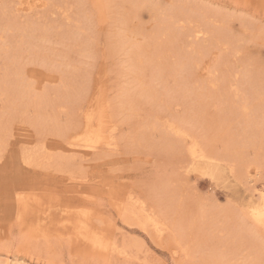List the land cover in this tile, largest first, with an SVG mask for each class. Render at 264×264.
Returning a JSON list of instances; mask_svg holds the SVG:
<instances>
[{
  "label": "rangeland",
  "instance_id": "rangeland-1",
  "mask_svg": "<svg viewBox=\"0 0 264 264\" xmlns=\"http://www.w3.org/2000/svg\"><path fill=\"white\" fill-rule=\"evenodd\" d=\"M26 1L0 0V264H264V229L250 218L264 191V81L246 115L233 96L242 73L264 78V0ZM170 6L192 22L161 23ZM129 28L150 51L139 72L156 90L132 107L120 101L140 85L118 37ZM198 59L208 72L189 63ZM180 68L194 92L202 87L197 111L178 92ZM172 117L209 157L190 161V141L162 129ZM86 131L100 136L97 150L68 153ZM134 200L161 219L160 232L124 222ZM77 222L107 248H91Z\"/></svg>",
  "mask_w": 264,
  "mask_h": 264
},
{
  "label": "bare ground",
  "instance_id": "bare-ground-1",
  "mask_svg": "<svg viewBox=\"0 0 264 264\" xmlns=\"http://www.w3.org/2000/svg\"><path fill=\"white\" fill-rule=\"evenodd\" d=\"M29 1V0H28ZM128 1V0H127ZM132 0H130V1H128L127 3H129L130 4V2H131ZM31 2V1H30ZM126 2V1H125ZM124 2V3H125ZM25 3H27V1L25 0ZM122 3V2H121ZM126 3V4H127ZM34 4V3H33ZM136 5H137V2L135 3ZM134 4V5H135ZM31 5H32V3H31ZM30 5V6H31ZM135 5V6H136ZM27 6H28V4H27ZM127 7V6H126ZM133 7V6H132ZM131 7V8H132ZM171 7V6H170ZM136 8V7H135ZM183 8V9H182ZM130 9V8H129ZM128 10V9H127ZM131 10V9H130ZM185 7H171V8H169V9H166V10H164L163 11V13H161V16H160V22L161 23H167V22H173L174 24L175 23H177L178 21H180V20H187V21H189V22H192V17L190 16L191 14H186L185 13ZM126 11V10H125ZM187 11V10H186ZM133 12H134V10H133ZM129 13V12H128ZM136 13V12H135ZM190 13V12H189ZM132 17H133V13H132V11H131V14H130ZM128 16H129V14H128ZM126 19H128V18H126ZM132 20V18L131 19H128V21H131ZM141 20V19H140ZM152 20V19H151ZM126 21V20H125ZM131 22H133V21H131ZM73 23V22H72ZM129 22H127V24H128ZM136 23V22H135ZM165 23V24H166ZM187 23V22H186ZM196 23V22H195ZM78 25V24H77ZM133 25H135V24H133ZM185 25V24H184ZM159 26V25H158ZM186 26V25H185ZM82 27V26H81ZM189 27H191V26H189ZM132 28V27H131ZM138 28V27H137ZM136 28V29H137ZM151 28V27H150ZM194 28V27H193ZM133 29V28H132ZM136 29H134V30H136ZM140 29V28H139ZM138 29V30H139ZM184 29V28H183ZM187 28H185V30H186ZM78 30V29H77ZM124 30H126L125 31V33L123 34V35H119L118 37H119V41H120V46L122 47V48H124V47H126L127 48V52H128V55L131 57V59H132V65H131V69H130V71H129V74H130V76H133L132 77V79H133V81L136 83V84H140L139 85V91L138 90H134V89H131V90H128V89H130V88H127V90H123V88H122V90L124 91V94H122V96H121V104H125L124 106H126V104H128L129 106H131L132 104H133V100L135 99L136 100V98H141V97H143V98H145V99H147V100H149L151 97H153L154 98V95H155V93H156V90H153L154 88L153 87H150V86H148L143 80H142V77L140 76V70L143 68V67H146V62H147V60L149 59H145V56L147 55V54H149V52H148V50H149V47H148V50H147V52L148 53H146V49L143 47V46H141V45H137V44H135L134 42L135 41H133V37H135L134 36V32H132V31H130V28L129 29H124ZM184 30V31H185ZM199 29H197V32H196V34H200L201 32L200 31H198ZM122 31V30H121ZM159 31V30H158ZM172 31H173V29H172ZM171 31V32H172ZM177 31H178V29H177ZM187 31V30H186ZM39 32H40V30H39ZM160 32V31H159ZM168 32V31H167ZM41 33H42V31H41ZM43 33H45V32H43ZM123 33V32H122ZM140 33H142L141 31H140ZM146 33V32H145ZM186 33V32H185ZM195 33V32H194ZM158 34V33H157ZM156 34V35H157ZM203 34H205V33H203ZM84 35V34H83ZM162 35V34H161ZM202 35V34H201ZM114 36V35H113ZM116 36V35H115ZM185 36H187V35H185ZM46 37V36H45ZM117 37V36H116ZM137 37V36H136ZM135 37V38H136ZM139 37V36H138ZM142 38V37H141ZM39 39V38H38ZM138 39V38H137ZM40 40H41V38H40ZM43 40V39H42ZM41 40V41H42ZM139 40H140V37H139ZM139 40H138V42H139ZM143 40H146V39H143ZM28 43H31V42H29V41H27ZM137 41H136V43H138ZM142 43V42H141ZM90 44V43H89ZM145 44V43H144ZM116 45V44H115ZM144 46H147L146 44L144 45ZM119 47V46H118ZM182 47H180V49H181ZM125 50V49H124ZM15 51V50H14ZM152 51V50H151ZM191 51V50H190ZM13 54V53H12ZM19 55V54H18ZM151 55V54H150ZM184 55V54H183ZM126 57V56H125ZM16 59H18V58H16ZM128 59H130V58H128ZM154 59V58H153ZM12 61H13V59H11ZM127 60V59H126ZM155 60V59H154ZM156 60H157V58H156ZM15 61V60H14ZM13 61V62H14ZM18 60H16V62H17ZM30 61V60H29ZM34 62H35V60H33ZM33 61H32V63H33ZM127 61H129V60H127ZM152 61V60H151ZM199 61V62H198ZM19 62V61H18ZM21 62V61H20ZM152 62H154V61H152ZM156 62V61H155ZM201 62H202V60H196V61H189V63H194V65H195V67L197 68V69H199L200 68V70L199 71H202V72H204V71H206V72H208V70H209V67H208V65L206 64H204V63H202L201 64ZM22 63V62H21ZM127 63V62H126ZM151 63V62H150ZM162 63V62H161ZM176 63V62H175ZM207 63V62H206ZM20 64V63H19ZM23 64H25V62H23ZM29 64H31V63H29ZM38 64H39V62H38ZM46 64V63H45ZM34 65H36V66H33V68H37V67H39V65L37 66V64L35 63ZM153 65V64H152ZM156 64H154L153 66H155ZM28 66H30V65H28ZM27 66V67H28ZM32 66V65H31ZM30 66V67H31ZM43 66V65H42ZM129 66V65H128ZM158 66H160V65H158ZM158 66H156V67H158ZM174 66V65H173ZM176 66V65H175ZM19 66H17V68H18ZM20 67H21V65H20ZM25 67H26V65H25ZM29 67V68H30ZM155 67V68H156ZM180 67V66H179ZM192 67V66H191ZM194 67V68H195ZM259 67V66H258ZM195 68V69H196ZM21 69V68H20ZM41 69H42V67H41ZM41 69H40V72L42 73V71H41ZM128 69V68H127ZM150 69V68H149ZM174 69H176V68H174ZM191 69V68H190ZM22 70H24L25 72H26V70H25V68L23 69V66H22ZM28 70H30V69H28ZM28 70H27V72H28ZM37 70H38V68H37ZM153 70H155V69H153ZM183 70V68H180V70H179V72H176L175 70H173L174 72H176V73H174V75H173V77L175 78V83H177L176 85H177V87H178V92L181 94V98L182 99H187V100H189L190 98L192 99V101L190 100V102L194 105L193 107H194V110L196 109V111H197V109L200 107V104H201V102H202V100H201V98H202V87H200V89L198 90V92H194L193 90H192V88L187 84V82L184 80V77L182 76V71ZM18 71V70H17ZM23 71V72H24ZM44 71V70H43ZM144 71V70H143ZM156 71V70H155ZM170 71H171V69H170ZM172 71V72H173ZM211 71V70H210ZM26 72V73H27ZM37 72V71H36ZM154 72V71H153ZM163 72V71H162ZM171 72V73H172ZM18 73H20V70H19V72ZM22 73V72H21ZM31 73H33V72H31ZM38 73V72H37ZM157 73V72H156ZM25 74V73H24ZM23 74V75H24ZM43 74V73H42ZM128 74V75H129ZM159 74V73H158ZM162 74V73H161ZM170 73L168 72V75H169ZM243 75H242V77L240 78V80H236L237 81V83H236V94H234L235 93V91H234V95L233 96H236V98L238 97V96H240V95H238V93H241V103H240V107H238L239 108V110H237V111H240L239 113H241L242 115L244 114V112H245V115H246V112H247V110H251V108H252V106H253V100L255 99V96H254V94H256V92H258V91H261L262 90V84H263V81H264V78L262 77V76H260L259 74L257 75V74H254V73H250V74H244V73H242ZM44 75V74H43ZM239 75V74H238ZM40 76V75H39ZM172 76V75H171ZM171 76H169V77H171ZM235 76V75H234ZM24 77V76H23ZM22 77V78H23ZM26 77H27V74H26ZM35 77V76H34ZM74 77V76H73ZM240 77V76H239ZM238 77V78H239ZM29 78V77H28ZM32 78H33V76H32ZM39 78H41V77H39ZM38 78V79H39ZM47 78V77H46ZM51 78H52V76H51ZM144 78V77H143ZM19 79H20V77H19ZM18 79V80H19ZM30 79V78H29ZM37 78L35 77V79L34 80H36ZM37 79V80H38ZM50 80V78H49V76H48V78H47V80ZM213 79V78H212ZM34 80H33V82H34ZM35 81L36 83L38 82V81ZM40 80L41 81H44V80H42V79H39V82H40ZM47 80H46V82H47ZM54 80V79H53ZM53 80L51 79V82H53ZM24 81H26V79L24 80ZM30 81V80H29ZM173 81V80H172ZM228 81H230V80H228ZM50 82V81H49ZM235 82V81H234ZM233 82V83H234ZM227 83H229V82H227ZM27 84H29V82H27ZM38 84V83H37ZM48 84V83H47ZM215 84V83H214ZM40 85H43L42 84V82H41V84ZM40 85H39V87H40ZM228 85V84H227ZM38 86V85H37ZM133 86V85H132ZM210 86V85H209ZM213 86V85H212ZM231 86V85H230ZM228 87V86H227ZM153 88V89H152ZM176 89V88H175ZM217 89V88H216ZM228 89V88H227ZM264 89V88H263ZM172 90V89H171ZM219 90L220 89H218V91L217 92H219ZM24 91V90H23ZM214 91V90H213ZM227 91V90H226ZM229 91V90H228ZM251 91V92H250ZM134 92V93H133ZM216 92V93H217ZM136 93V94H135ZM177 93V92H176ZM208 93H210V91L208 92ZM222 94V93H221ZM208 95V94H207ZM257 95V94H256ZM203 96H204V94H203ZM261 96H262V94H261ZM211 97V96H210ZM209 97V98H210ZM134 98V99H133ZM153 98H152V100H153ZM208 98V99H209ZM225 98V97H224ZM234 98V97H233ZM232 98V99H233ZM260 98V97H259ZM142 99V98H141ZM194 99H195V101H194ZM211 99V98H210ZM231 99V97H230V100H232ZM238 99V98H237ZM263 99H264V97H263ZM187 100H183L184 102H186ZM206 100V99H205ZM225 100H226V98H225ZM258 100V99H257ZM260 100H262V99H260ZM133 101V102H132ZM264 101V100H263ZM189 102V101H188ZM208 102V101H207ZM227 102H229V101H227ZM226 102V103H227ZM256 102V101H255ZM255 102H254V104H255ZM260 102V101H259ZM190 103V104H191ZM230 103H231V101H230ZM256 103H258V101L256 102ZM204 104V103H203ZM207 104V103H206ZM231 105V104H230ZM261 105V104H260ZM121 107H122V105H121ZM132 107V106H131ZM203 107V106H202ZM256 107V106H255ZM126 108V107H125ZM132 108H130V109H128V110H131ZM257 109H259L258 107H257ZM126 110V109H125ZM253 110V109H252ZM257 110H255V112H256ZM128 112V111H127ZM259 112V111H258ZM261 112H263V111H261ZM128 114V113H127ZM261 117V116H260ZM263 120H264V117L262 118ZM261 119V120H262ZM183 122H185V121H183ZM183 122L181 121V120H177L175 117H172V119H171V121H166L162 126V129H164L165 130V132H167L168 133V135H173L175 138H177V140H179V141H181L183 144H184V142L185 141H190V144H189V146H187L184 150H185V153H187L188 154V158H190V161L192 160V161H194L195 163H196V161L198 160H202V159H204L205 157H209V155L207 154V156H205V154H204V151L205 150H202L201 149V146H199V144H198V142H197V140H196V137H198V134H197V136L195 137V134H194V136H192L191 135V133L189 132V130L187 129V128H185L184 126H183ZM89 123V122H88ZM247 123V121H245V124ZM90 124V123H89ZM105 124H107V123H105ZM153 124V123H152ZM160 124H162V123H160ZM108 126V125H107ZM151 126V125H150ZM149 126V127H150ZM155 127H157V125L155 126ZM154 127H151V130L153 129ZM159 128V127H158ZM161 129V128H160ZM161 129V130H162ZM154 130V129H153ZM152 130V131H153ZM60 132V131H59ZM89 132H91V131H89ZM88 131H86L83 135H85L82 139H83V143H81V144H78V143H74V142H69L68 144H69V147L67 148L68 150H67V152L68 153H70L71 154V150H73V148L74 147H77V148H79L80 149V151H85L86 153L85 154H87V155H90V154H93V152L95 151V150H97V148H98V146H97V144L98 143H101L100 141V136L99 135H93V134H90ZM143 132V131H142ZM164 132V133H165ZM200 133V132H199ZM58 134H60V133H58ZM60 136H61V134H60ZM103 138V137H102ZM106 138V137H105ZM104 138V139H105ZM103 144L105 145V146H108V147H110V146H112V145H114L112 142H111V140H109L108 139V137L106 138V140H103ZM51 145H53V144H51ZM55 145V144H54ZM188 145V144H187ZM201 145V144H200ZM102 146V145H101ZM66 147V146H65ZM75 149V148H74ZM53 150V149H52ZM50 151V150H49ZM48 152V151H47ZM50 152H52V151H50ZM55 152V151H54ZM63 152V151H62ZM77 152V151H76ZM79 152V151H78ZM80 153V152H79ZM83 153V152H82ZM81 153V154H82ZM206 153V152H205ZM51 154V153H50ZM50 154H49V157H51L50 156ZM56 153H54V155H55ZM67 153L65 152V154L64 155H66ZM69 154V155H70ZM35 155V154H34ZM53 155V154H52ZM53 155V156H54ZM57 155V154H56ZM62 156V158L64 159V160H66L67 159V157H66V159L64 158L65 156ZM68 155V154H67ZM66 155V156H67ZM68 155V156H69ZM84 155V154H83ZM27 156V155H26ZM33 156V155H32ZM30 157H31V155L29 156V159H30ZM69 157H71V156H69ZM68 157V158H69ZM211 157V156H210ZM33 158V157H32ZM61 158V157H60ZM61 158V159H62ZM28 159V160H29ZM55 159V158H54ZM59 159V158H58ZM61 159H59V162H62V160ZM52 160H53V158H52ZM64 160H63V162H64ZM72 160V159H71ZM212 160V159H211ZM189 161V160H188ZM204 161V160H203ZM210 161V160H209ZM211 162V161H210ZM189 164V163H188ZM191 164V163H190ZM189 164V165H190ZM200 164V163H199ZM69 165V164H68ZM187 165V164H186ZM201 165L202 164H200V167H201ZM58 166V165H57ZM199 167L198 165H194V167ZM183 167V166H182ZM200 167H199V169H200ZM58 168V167H57ZM192 168V167H191ZM190 168V169H191ZM206 168H208V167H206ZM205 167H204V169H206ZM185 169H187V167L185 168ZM189 169V170H190ZM193 169H195V168H193ZM196 170V169H195ZM210 169H208V171H209ZM207 171V170H206ZM210 172V171H209ZM211 174V173H210ZM258 194H259V196L258 197H260L259 198V200H261L262 201V204H260L259 206H255V207H251L250 208V218H252V222H255L254 224H257L258 226H260L261 228H263L264 229V191H258ZM166 195V194H165ZM25 196V195H24ZM27 196V195H26ZM132 198V197H131ZM131 198H129V199H131ZM32 199H33V197H32ZM17 200V199H16ZM168 200V199H167ZM258 200V201H259ZM35 201V200H34ZM142 201V200H141ZM141 201H138V200H134V201H132L126 208H123V210H121V211H123V213H122V216H123V218H124V220H127V221H124V222H128L130 219H134L135 221V224L137 223L138 225H140V227H141V229L143 228L144 230L146 229L147 230V228H149V229H151L152 231L153 230H156L157 232H160L161 231V219L160 218H158V217H156V216H154L152 213H149L146 209H145V205H144V203H143V201L141 202ZM165 201V200H164ZM174 201V200H173ZM29 202V200L27 199V200H25L23 203H22V205H24V207L23 208H26V204ZM159 202V201H158ZM166 203H167V201H166ZM170 203V202H169ZM168 204V203H167ZM171 204V203H170ZM255 204V203H254ZM257 204V203H256ZM18 205V204H17ZM20 205V204H19ZM174 207V206H173ZM179 207H180V205H179ZM22 208V209H23ZM30 208V207H29ZM119 208V207H118ZM176 208V207H175ZM36 209V208H35ZM179 210V208L176 210V211H178ZM199 210V209H198ZM168 211V210H167ZM172 212H174V210L172 209ZM180 212V211H179ZM201 213V212H200ZM26 216H27V213L25 214ZM178 215H181V213L180 214H178ZM25 216V217H26ZM83 216V215H82ZM28 218V217H27ZM235 219V218H234ZM28 220V219H27ZM123 220V219H122ZM232 220V219H231ZM77 221V220H76ZM131 221V220H130ZM84 222V221H83ZM132 222V221H131ZM133 222V223H134ZM129 223V222H128ZM230 223V222H229ZM234 223V222H233ZM201 224V223H200ZM203 224V223H202ZM237 224V223H236ZM90 225V224H89ZM203 225H205V224H203ZM76 229H78V231H77V234H79V236L81 237V239H83L84 241H86V242H88L92 247L91 248H99V250L101 249V250H103V249H105V248H107L106 246L108 245V243H109V241L107 242V244H105L104 243V241L100 238V237H98V236H96L93 232H95V231H93L92 232V230L90 231V230H88L83 224H82V222H80V224L77 222L76 223ZM91 226V225H90ZM207 226V225H206ZM239 226V225H238ZM92 227V226H91ZM93 228V227H92ZM206 227L204 226L202 229H204V231L206 230L205 229ZM200 229H201V227H200ZM201 229V230H202ZM240 229V228H239ZM192 231V230H191ZM195 231V230H194ZM203 230H202V232H204ZM207 231V230H206ZM205 231V232H206ZM239 231V230H238ZM196 232V231H195ZM201 232V231H200ZM233 233H234V231H233ZM239 233H242V232H238L237 233V235L239 234ZM204 234V233H203ZM102 235V234H101ZM100 235V236H101ZM206 235V234H205ZM234 235V234H233ZM248 235V234H247ZM102 236H104V235H102ZM202 236V235H201ZM213 236V235H212ZM250 236V235H249ZM206 237V236H205ZM211 237V236H210ZM238 237V236H237ZM234 238V237H233ZM242 238H243V236H242ZM245 238V237H244ZM237 239V238H236ZM240 239V238H239ZM238 240V239H237ZM198 241V240H197ZM203 241V240H202ZM241 241V240H240ZM239 241V242H240ZM248 241V240H247ZM227 242V241H226ZM233 242V241H232ZM243 242V241H242ZM250 242V241H249ZM111 243V242H110ZM229 243V242H228ZM238 243V242H237ZM88 244V245H89ZM224 244H226V243H224ZM230 244H232L231 242H230ZM239 244V243H238ZM242 244V243H241ZM111 245V244H110ZM223 245V244H222ZM245 245V244H244ZM112 246V245H111ZM111 246L109 247L110 249H112L111 248ZM216 247L215 245H212V247ZM231 247V246H230ZM212 249V248H211ZM226 249V248H225ZM236 249V248H235ZM210 250V249H209ZM214 251V250H213ZM233 251H235V250H233ZM104 253V252H103ZM222 254V253H221ZM220 256V255H219ZM225 258V257H224ZM228 258V257H227Z\"/></svg>",
  "mask_w": 264,
  "mask_h": 264
}]
</instances>
